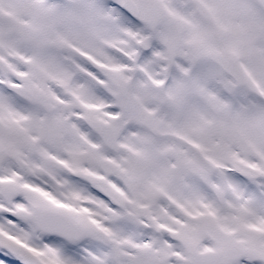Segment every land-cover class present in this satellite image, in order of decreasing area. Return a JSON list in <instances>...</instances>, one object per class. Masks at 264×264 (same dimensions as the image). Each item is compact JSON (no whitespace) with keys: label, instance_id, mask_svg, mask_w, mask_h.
Instances as JSON below:
<instances>
[{"label":"snow or ice","instance_id":"snow-or-ice-1","mask_svg":"<svg viewBox=\"0 0 264 264\" xmlns=\"http://www.w3.org/2000/svg\"><path fill=\"white\" fill-rule=\"evenodd\" d=\"M0 264H264V0H0Z\"/></svg>","mask_w":264,"mask_h":264}]
</instances>
